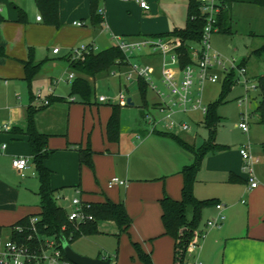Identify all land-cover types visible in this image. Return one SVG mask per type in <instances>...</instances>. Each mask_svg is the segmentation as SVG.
<instances>
[{
	"label": "rangeland",
	"instance_id": "obj_1",
	"mask_svg": "<svg viewBox=\"0 0 264 264\" xmlns=\"http://www.w3.org/2000/svg\"><path fill=\"white\" fill-rule=\"evenodd\" d=\"M13 1L15 3H20V0ZM147 1L154 6L158 4L161 13L167 14L175 23V27L182 28L185 26L189 0ZM26 3L33 4V0H28ZM0 6H3L4 10V14H2L4 19L0 20V24H3L2 28H0L1 32H6L8 36L10 35L12 39H14V43L20 41V44H17L16 50L12 48L9 42L11 40H8L6 44L2 42L4 53L9 56L14 55L20 59L31 58L35 63L42 61L40 68L29 81L24 78L25 73L23 64L20 61L18 63L19 66L14 62V64L20 68V71H17L15 67H10L13 63L0 64V105H12L14 110L19 109L16 116H14V123H20L25 121L24 111L26 106L31 102L35 103L34 105L37 106L39 100L51 94L55 95L59 93L67 96L69 81L66 79H68L70 72L62 56L75 46H72L68 50H63L61 48L60 53L54 55L51 52V48L54 45H58L57 42L52 43L53 45H51L49 49H46L47 44L35 46L28 42L24 43L23 38L27 41L32 39L31 36L35 32V27L32 26L31 22L28 20H26V22L19 21L18 17L15 18L14 21L11 20L7 23L6 18L10 17L8 15L9 11L16 14V9L10 0H0ZM231 13L233 15L232 33H213L211 35V46L220 54L223 60L239 64L243 58H246L249 76L252 75L253 77L250 78L255 80L257 75L260 76V74L264 73V50L260 51L258 54L254 53L248 55V53L249 48L253 47L257 41H264V7L235 0L232 4ZM26 14L29 16L28 13ZM34 14L35 13H33V17ZM44 25H47L46 28H50L49 30H54L56 28L53 24L45 23ZM69 29L70 27H63V30L66 31ZM251 32H255L262 36L254 38ZM104 38V40L100 39L101 45L99 49L108 47L110 44L107 43L112 41L111 39L109 40L106 35ZM51 40L52 39H49L47 43L49 44ZM95 46L96 49L99 47L97 42H95ZM138 60L144 64H150L153 66L154 72L157 71L159 62L158 55H144L138 58ZM75 74L76 73H74V75ZM118 78H120L122 82H127L123 75L117 74L115 76L111 71L107 76L97 78L95 84L96 99L99 95H116L119 91ZM221 82L220 80L214 83L206 82L204 84L202 91L204 104L213 103L218 100L221 91ZM93 83H95V80ZM16 86H18V88H16ZM127 95L132 97L134 104L120 106L119 138L116 141H109L106 137V133L105 135L103 134V142L106 143L109 141L118 144L119 150L118 152L112 151L106 153L107 149L103 148L101 150L102 152H100L116 157L115 163L118 164L122 173L118 171V173L115 172L114 175H117V178L123 176V169H125L126 166H129L130 172L133 173L132 177L147 175L154 172L166 173L165 171L171 167V163H167L168 159H182L185 163H189L192 159V154L181 148L172 137L150 132L152 131V126L145 119V114L149 111L152 113L155 112L151 108L148 110L141 105L135 85H131ZM31 96H33V98ZM258 99L257 89H253L243 83L241 84V82L232 85L223 101L219 103L216 108L220 121L217 125L215 141L227 146L224 152L230 155L231 162L238 166L243 173L242 158L240 157L241 159L238 162L234 155V151H238L239 147L242 145H249L250 152L259 155V160L253 165V168L256 180L262 185L264 181V160L262 159L261 146L264 144V126L258 123L257 115L254 111ZM146 100H155L154 94L149 89H147ZM239 100H241L240 103ZM110 111V102H98L97 105L87 106L77 102L71 103L69 106V129L67 136L52 137V139L57 141L62 140L64 143L67 141L79 142L81 140L80 135H83L82 145L86 146L88 144L90 148L94 150V145H100L102 140L99 121L102 123L104 117L106 118V113H110ZM4 112L7 113V115L9 114L8 109ZM203 117L204 115L200 110H191L186 113L177 112L171 118L159 122L156 126V130L180 134L183 138L193 141L198 146L208 138V132L203 123ZM242 121H245L248 125L247 132L242 131L239 127V123ZM180 123L188 124L190 130H182ZM6 124H8L9 128L11 127L10 122H6ZM78 134V139H72L73 137H78ZM95 136L98 138V142L94 144ZM216 152L218 151L207 153L201 163H203L207 155ZM86 167L93 170L94 162L92 168L89 166ZM205 170V167H203L198 173L199 178H201V181H199L201 190L198 192V195H207L204 197V200L210 197V195L216 194L218 191L225 192L229 188H235L231 193L232 196L241 197L242 194L240 193L245 184L243 180L234 184L233 187L219 181L207 183L202 180ZM218 177L220 176L217 175V179ZM162 180L161 178L157 181L149 180L143 182L145 184L144 194H149L153 190L154 182H159L162 187ZM60 193L62 192L58 191L55 194V196H59L57 198V203L61 204L67 211L71 210L72 205L70 200L73 196H78V194H75L74 190H68L63 193L64 195ZM81 199L83 200L82 197ZM123 199L124 192L121 190L120 197L116 202L119 200L123 201ZM141 201L146 205L142 214H139L138 210L131 209L130 212L127 211L132 221V227H130L127 232H120L113 221L99 222L98 231L96 233L77 236L71 240L70 244L73 250L80 255L91 258H109L110 264H144L138 258L133 245V242H139L144 250L151 252V258L154 264H172L173 241L169 235L162 234L163 228L160 212H158L155 221V219H153V206L148 203V198L142 197ZM127 203L129 205L130 201ZM157 207L160 210L158 202ZM190 214L191 210L190 207H188L187 215L190 216ZM207 218L210 220H215L216 218L210 206L203 208L201 213L200 228L198 230L202 231L203 239L207 237L208 233L214 228L203 224V222L206 223ZM154 224L157 228L161 227V232L155 237L148 234V231H152ZM4 232H6V230H4ZM215 256L216 261H218L221 256V250L219 254L216 252ZM199 262V258L192 254L185 259L184 264H199Z\"/></svg>",
	"mask_w": 264,
	"mask_h": 264
},
{
	"label": "crops",
	"instance_id": "obj_2",
	"mask_svg": "<svg viewBox=\"0 0 264 264\" xmlns=\"http://www.w3.org/2000/svg\"><path fill=\"white\" fill-rule=\"evenodd\" d=\"M27 1L28 0H20V3H15L13 0H10V2L13 3L14 8L16 6L24 11V21L26 22V20H28L31 22V25L35 27V32L31 36L32 39L27 41L23 38V42H28L35 46L47 44L46 49H49L50 46L53 45L52 43L57 42L58 45H54L51 48V52L54 55L59 54L61 48L63 50H68L72 46H77L79 44H94L95 46V42H97L99 46L97 48L99 51L101 50L99 49L101 45L100 39L104 40L105 35L109 40H112L110 43H107L110 44L109 46H112L114 45V35L137 38L150 34L165 33L176 26L167 14L161 13L158 4H155L154 6L147 0L149 9L141 8L136 0H100L99 8H102L103 21L98 27H93L90 24L91 10L89 0H58V17L60 25L55 26L56 28L54 30H49L50 28L48 29L46 28L47 25H44L46 22H44L45 20L37 8L35 0H33V4H28L26 3ZM226 1L228 2L231 31H233V15L231 12L232 4L235 0ZM239 1L252 3L251 0ZM26 13H28L29 16ZM33 13H35L34 17ZM0 14H4L3 6H0ZM8 15L10 17L6 18V22L8 23L11 20L14 21V19L18 17L17 10L16 14L9 11ZM37 15H40L41 19H36ZM74 21H80L83 24L76 25L73 24ZM2 26L3 24H0V28H2ZM63 27H70L71 30H63ZM218 32L219 31H216L214 33ZM251 35L254 38L262 36L255 32H251ZM49 39L52 40L48 44L47 42ZM8 40H11L9 42L11 43L12 48H15L14 50H16L17 44H20V41L14 43V39H12L10 35L8 36L6 32H1L0 46L3 47V43L6 44ZM263 44L264 41H257L253 47L249 48L248 55ZM54 47H58L59 51L54 53L52 51ZM67 54L68 53H65L62 58L65 60L69 72L75 73L69 65ZM25 60L28 59H20L14 55L9 56L5 54L4 56H0L1 65L2 63H13L10 67H15L17 71H20V68L18 67L19 61L23 64ZM14 62L18 66L14 64ZM245 62L247 75L249 76L247 61ZM157 71H155V76L157 75ZM258 76L259 75H257V77ZM249 77L252 78L253 76L251 75ZM66 80L69 81L67 96L59 93L55 95L51 94V97L62 99L49 103L43 109H40L35 115V122L38 130L50 134L48 138V147L52 148L54 151L45 160V165L51 171L50 185L56 190L55 194L60 191L62 192L60 194L64 195L63 193L68 190L73 191L75 188H79L81 191L80 197H82L84 201H100L107 197L116 202L120 197L122 190L124 192V199L122 202L124 203L125 209L127 208L126 211L130 212V210L133 209L138 210L139 214H142L146 205L145 203H142L141 199L142 197H147L149 200L148 203L153 206V219L156 221L158 212H160L161 218L162 210L161 206L160 210L157 207V202L160 205L159 200L164 194L173 199L180 198L183 178L179 171L183 165L188 163H185L182 159H168L167 163H171V167L165 171L166 173L154 172L136 177H132L133 173L130 172L129 166H126V168L123 169V176H119L121 180L125 181V184H118L109 187L108 181L114 176L117 177V175H114L115 172L118 173L119 171V173H122L118 164L115 163L116 157H113L110 154L100 153L103 148L107 149L106 153L112 151L118 152L119 150L118 144L109 141L106 143L103 142V134L105 135V126L110 113L107 112L108 115L106 113V118L104 117L102 123L99 121L102 140L100 145H94L96 150L94 149L92 154V161L94 162L93 170H90L85 165L80 166L78 152L75 149H69L66 147L67 142L80 143L81 146H83V135H80L81 140L79 142L67 141L64 143L62 140L57 141L52 139V137L67 136L69 129V106L71 103L77 102L75 97L74 101H70L69 91L71 80ZM95 84L96 80L94 86ZM131 85H135L138 93V87L135 82H122L120 81V78H118V90L124 89L127 93ZM16 88H18V86H16ZM152 93L154 94L153 91ZM50 96H46V98L49 100ZM154 97L155 100L147 101L146 108L148 110H150L157 100L155 94ZM30 104L35 103L31 102ZM39 105H42L40 100L37 106ZM26 108L24 111V118L26 117ZM7 109L9 110L8 115L4 112ZM18 111L19 109L14 110L12 105H0V125L3 122L11 123V127L8 130L0 131V226L3 227L14 224L24 216L39 211V196L37 193L39 182L31 161L28 138L25 133L18 130L19 128H24L25 121L14 123V116H16ZM154 112L156 117H160L156 111ZM152 131L150 132L153 133ZM78 138L79 134L78 137H73L72 139L75 140ZM95 142H98L96 136L94 137V144ZM2 145H4V147H2ZM224 150L209 154L205 157L196 174V180L193 184V194L200 200H204V197L207 196L198 195V192L201 190L199 186L201 178H199L198 173L203 167H205L206 170L202 176V180L207 183L219 181L233 187L234 184L243 180L245 184L240 193L242 195L241 197L232 196L231 193L235 188H229L225 192L218 191L216 194L210 195V197L206 198L215 199L217 203L222 204L221 209H217L215 204L210 205V209L216 217L215 219H217L220 214L223 215V219L220 220L217 225L213 226L214 228L208 233L207 237L204 239L202 237L200 239L192 250L188 252V256L192 254L196 255L200 260L199 264H264V181L262 185L258 181L256 187L250 188L246 173H243L238 166L231 162L230 155L226 154ZM251 153L259 159L258 154ZM234 155L239 162L241 159L239 150H235ZM18 156H24L29 159V167L24 170L22 175L11 164L12 158ZM217 175L220 176L218 179ZM231 175L237 177L238 180L230 181L229 178ZM161 178L163 179L162 187L159 182H154L153 190L149 194H144L145 184L143 182L149 180L157 181ZM128 201H130L129 205L127 203ZM207 220H209V218H207ZM203 224L206 225L204 222ZM130 227H132V221ZM159 232H161V227L157 228L154 224L152 231H148V234L155 237ZM198 232L202 231L198 230ZM6 234L7 231L4 232L2 229V237L7 236ZM171 239L174 245V240L172 237ZM220 250V259L216 261V252L219 254ZM145 251L151 255V252L147 250Z\"/></svg>",
	"mask_w": 264,
	"mask_h": 264
},
{
	"label": "trees",
	"instance_id": "obj_3",
	"mask_svg": "<svg viewBox=\"0 0 264 264\" xmlns=\"http://www.w3.org/2000/svg\"><path fill=\"white\" fill-rule=\"evenodd\" d=\"M221 1V11L217 16V27L219 32L231 33V25L228 14V2ZM255 5L264 7V0H251ZM36 6L41 12L44 20L48 24L55 26L60 25L58 17V0H35ZM90 3V24L93 27H98L102 21V14L99 13L100 0H89ZM18 14V20L24 21L25 14L22 9L15 6ZM4 17L0 14V20ZM205 24V20L199 10L197 0H189L187 5L186 24L182 28H173L165 33L150 34L149 36H162L177 38L180 42L177 51L180 55V65L184 66L190 63L191 49L190 44L200 40L201 33ZM264 50V44L259 48L253 50L251 54H258ZM4 49L0 46V56H4ZM68 55V54H67ZM124 58L122 51L114 44L101 50H90L86 52L81 59L71 60L69 55L67 59L69 65L75 75L71 80L69 99L76 101L83 105H97L98 100L95 97V86L93 81L99 77L107 76L111 70L119 67L117 60ZM246 58L241 60L240 66H245ZM41 62H33L31 58L23 62L24 78L30 80L41 66ZM91 78V80L89 79ZM221 91L217 101L206 104V113L203 114V123L208 132L207 140H204L200 145H196L193 141L183 138L180 134H175L167 131H158L153 129V133L172 137L174 141L183 149L192 154V161L183 165L180 173L183 178L180 198L173 199L164 194L159 202L161 206V221L163 225V235H169L174 240L172 264H184L188 257V247L191 242L195 245L202 238V232H198L200 227L201 213L206 206L217 203L215 199H197L193 194V184L196 180V174L201 166L204 156L209 152L221 151L226 149V145L217 143L215 141L217 125L220 117L216 112V108L221 103L235 84V72L231 70L227 76L221 80ZM256 89L258 91V102L255 105L254 111L257 115L258 123L264 126V74L255 77ZM138 95L143 107H147V85L144 80L137 81ZM33 98V96H31ZM71 97H75L71 100ZM58 97H49L48 104L61 100ZM46 104V105H48ZM46 105L42 104L36 106L29 104L26 108L25 126L18 130L25 133L28 138V143L31 153V161L33 163L35 173L39 182L38 196H39V211L34 214H28L14 224L3 227L1 230L7 231V236L13 240H17L23 244H27L32 248H37L40 240L35 237L29 238L30 235L35 236H54L57 241L61 243L62 240H67L69 243L77 236L90 235L98 231L99 222L113 221L119 231L127 232L131 226V218L128 215L124 203L122 201L114 202L105 197L100 201H86L89 202V208L86 212L92 215V219L86 222L74 223L68 220L67 210L57 203L55 199L56 190L50 185L51 171L45 165V160L54 151L48 147V138L50 134L38 130L35 122V115ZM111 111L105 126L106 137L109 141H116L119 138L120 119L119 110L120 105L110 103ZM17 128V127H16ZM66 147L75 149L78 152V160L80 166L93 167L92 154L93 150L87 144L81 146L80 143L67 142ZM262 154L264 160V144L262 145ZM230 181L238 180L235 176H230ZM81 192V191H80ZM84 201V200H83ZM188 207H190L191 214L187 215ZM36 216L37 220L33 225L30 219ZM21 226V230L16 227ZM196 234L197 241H194ZM134 248L137 252L138 258L144 264H154L150 253L146 252L139 242H133ZM62 248V247H61ZM194 264V263H192Z\"/></svg>",
	"mask_w": 264,
	"mask_h": 264
},
{
	"label": "built area",
	"instance_id": "obj_4",
	"mask_svg": "<svg viewBox=\"0 0 264 264\" xmlns=\"http://www.w3.org/2000/svg\"><path fill=\"white\" fill-rule=\"evenodd\" d=\"M139 6L149 9L146 0H136ZM199 10L205 20V24L201 33L200 40L190 44L191 62L181 66L180 55L176 48L180 45L177 38L162 36H140L130 38L121 35H114L115 45L122 51L124 58L117 60L119 67L111 70L113 75H123L127 82H135L139 79L144 80L147 88L152 90L157 96L155 104L151 107L160 117L152 112L145 114V119L152 126V130L157 124L163 120L171 118L177 112H187L191 110H200L202 114L206 113V104L203 102L202 91L206 82H217L222 80L227 74L233 70L235 72V83L241 82L253 89H256L255 80L247 75L245 66H240L231 61L223 60L220 54L211 46V35L218 30L217 16L221 11L220 0H197ZM102 14V8L99 9ZM36 19H41L40 15ZM73 24L82 25L80 21H74ZM97 50L94 44H79L69 50L68 55L71 60L83 58L86 52ZM54 53L59 51L58 47L52 49ZM158 55V71L155 76L154 69L140 62L138 58L141 56ZM74 73L70 72L68 79L72 80ZM127 93L124 89L119 90L116 95L105 96L99 95V102L116 103L120 106L127 105ZM74 98L71 97V100ZM241 100H239L240 103ZM41 104H48V99L40 100ZM169 126L168 124H165ZM180 127L184 131H189L190 126L186 123H180ZM242 131H248V125L245 121L239 123ZM8 124L4 123L0 127V131L8 130ZM4 147V145H2ZM249 145L239 147V154L242 158V170L247 175L249 187L257 186L258 181L255 178L253 165L258 162V158L254 156ZM12 166L22 175L24 170L29 167V159L24 156L14 157L11 160ZM125 184L124 180L112 177L108 181V186ZM75 194L80 196V189H74ZM73 196L70 200L72 209L67 211V218L74 223L86 222L92 219V215L86 212L89 208V202L83 201L81 197ZM59 196H55L57 200ZM62 197V196H61ZM217 209L222 208V204H215ZM223 219V215H219L215 220H207L206 225L213 227ZM37 217L30 219L33 225ZM21 230V226L16 227ZM196 234L194 241H197ZM35 237L40 240L37 248H32L27 244L11 239L9 236L2 237L0 232V264H75L70 261L64 254L61 243L54 236L30 235L29 238ZM203 237V234H202ZM195 246L191 242L188 252Z\"/></svg>",
	"mask_w": 264,
	"mask_h": 264
},
{
	"label": "water",
	"instance_id": "obj_5",
	"mask_svg": "<svg viewBox=\"0 0 264 264\" xmlns=\"http://www.w3.org/2000/svg\"><path fill=\"white\" fill-rule=\"evenodd\" d=\"M127 105H133L131 97H127ZM61 247L65 254V256L75 264H110V259H99V258H91L84 255H80L73 250L71 244L67 240L61 241Z\"/></svg>",
	"mask_w": 264,
	"mask_h": 264
}]
</instances>
